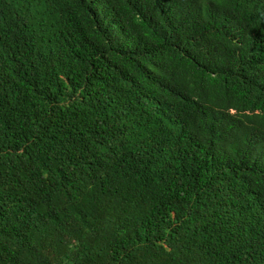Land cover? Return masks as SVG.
Segmentation results:
<instances>
[{
  "label": "trees",
  "instance_id": "1",
  "mask_svg": "<svg viewBox=\"0 0 264 264\" xmlns=\"http://www.w3.org/2000/svg\"><path fill=\"white\" fill-rule=\"evenodd\" d=\"M0 264H264V0H0Z\"/></svg>",
  "mask_w": 264,
  "mask_h": 264
}]
</instances>
